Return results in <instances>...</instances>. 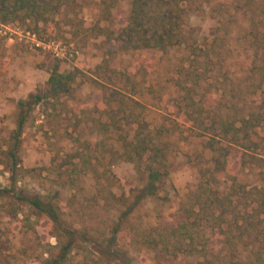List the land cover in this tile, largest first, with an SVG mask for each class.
Listing matches in <instances>:
<instances>
[{
  "label": "rangeland",
  "instance_id": "rangeland-1",
  "mask_svg": "<svg viewBox=\"0 0 264 264\" xmlns=\"http://www.w3.org/2000/svg\"><path fill=\"white\" fill-rule=\"evenodd\" d=\"M80 3L79 12L64 11L37 32L19 23L0 24V159L15 128L17 101L45 89L58 59L59 70L74 71L76 77L69 96L37 105L25 124L20 158L26 174L21 185L32 192L57 191L73 204L66 221L93 231L113 217L100 189L119 195L142 184L137 166L120 154L118 125L126 126L120 118L116 124L110 118L116 101H127L151 128H166L168 179L178 199L186 202L200 171L212 166L208 141L214 137L213 121L222 113L234 115L252 97L248 70L259 47L264 50V0H195L184 27L185 42L148 52L143 67L138 51L122 50L108 39L109 31L124 25L129 0H118L115 19L101 16V0ZM27 31L35 33L41 46L26 37ZM199 107L201 115L195 109ZM97 129L99 139L93 134ZM241 152L230 147L229 176L247 189L264 187V168L260 175L253 166H242ZM259 153L264 157V141ZM81 154L91 161L88 169L82 167ZM73 167L80 169L79 186L69 185ZM6 185L8 173L0 164V186ZM228 185L227 180L220 189ZM167 215L166 207L150 199L136 220L167 224ZM14 223L0 212V264H36L37 255L55 252L56 239L43 222L37 234L15 230ZM215 232L209 230L208 236L217 243Z\"/></svg>",
  "mask_w": 264,
  "mask_h": 264
},
{
  "label": "trees",
  "instance_id": "trees-1",
  "mask_svg": "<svg viewBox=\"0 0 264 264\" xmlns=\"http://www.w3.org/2000/svg\"><path fill=\"white\" fill-rule=\"evenodd\" d=\"M81 1L0 0V24L19 23L37 32L40 26L54 24L64 11L79 12ZM101 2L105 14L101 16L115 19L118 0ZM129 5L124 25L109 31L108 39L118 42L122 50L138 51L139 67L145 65L148 52L165 51L185 42L184 27L195 0H129ZM260 49L248 70L252 97H247L234 115L222 113L213 121L214 137L208 141L212 166L200 171V179L184 203L168 179L166 128H151L127 101H116L110 118L113 124L120 118L126 126L118 125L120 154L137 166L142 184L119 195L100 189L99 195L111 207L113 217L93 231L66 221L73 204L63 201L57 191L32 192L21 185L26 174L20 158L25 124L37 105L69 96L76 77L74 71H60L56 59L45 89L17 101L15 128L0 159L8 173V185L0 186V212L14 219L15 230L37 234L43 222L56 239L55 252L46 250L45 256L37 255L36 264H264V187L247 189L227 170L230 147L235 146L242 150V166L251 165L257 174L263 173L264 157L259 151L264 141V50ZM195 109L202 114L201 107ZM99 132L93 131L95 139L100 138ZM80 156L82 167L88 169V155ZM79 172L78 167L70 170L69 185L79 186ZM227 180L229 185L220 189ZM150 199L166 207L167 224L148 225L136 220ZM209 230L220 236L219 248L208 236Z\"/></svg>",
  "mask_w": 264,
  "mask_h": 264
},
{
  "label": "built area",
  "instance_id": "built-area-1",
  "mask_svg": "<svg viewBox=\"0 0 264 264\" xmlns=\"http://www.w3.org/2000/svg\"><path fill=\"white\" fill-rule=\"evenodd\" d=\"M25 35L35 46H37V47L41 46V42L36 39L35 33H31L29 31H27ZM53 51L55 52L56 55H58L56 48H54Z\"/></svg>",
  "mask_w": 264,
  "mask_h": 264
}]
</instances>
